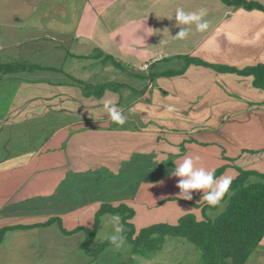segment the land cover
Listing matches in <instances>:
<instances>
[{
	"label": "crops",
	"instance_id": "0c3cea01",
	"mask_svg": "<svg viewBox=\"0 0 264 264\" xmlns=\"http://www.w3.org/2000/svg\"><path fill=\"white\" fill-rule=\"evenodd\" d=\"M63 1L23 0L28 12L0 24L8 29H0V57L28 46L19 57L32 50L52 59L0 77V264H131L126 240L124 253L112 244L99 251L112 234L110 214L98 218L94 240L83 247L102 205L131 209L135 237L185 215L213 219L202 191L178 197L179 178L170 175L176 160L223 167L217 178L233 180L238 169L264 174V92L251 77L185 61L264 64V13L221 0H70L67 8ZM177 8L206 9L209 28L177 23ZM182 28L188 36L175 38ZM63 52L120 65L98 81L62 80L53 75L66 70L53 63ZM97 84L105 87L99 96ZM108 102L127 117L124 125L110 119ZM168 105L176 111L165 112ZM245 264H264V237Z\"/></svg>",
	"mask_w": 264,
	"mask_h": 264
},
{
	"label": "trees",
	"instance_id": "16d2710c",
	"mask_svg": "<svg viewBox=\"0 0 264 264\" xmlns=\"http://www.w3.org/2000/svg\"><path fill=\"white\" fill-rule=\"evenodd\" d=\"M221 1L228 6L241 7L245 10L255 9L264 13V5L258 3L244 0ZM96 57L101 58L99 55ZM102 59L104 62L111 61L116 66L120 65L111 57ZM185 61L186 65L195 64L209 67L220 73L251 77L253 87L264 92V64L237 69L207 64L194 58H185ZM35 68V66L25 64H0V70L5 73L33 71ZM184 69L165 75H178L183 73ZM79 84L82 85L81 82ZM101 90L99 87L98 96L103 92ZM222 172L223 167H220L214 171V174L218 177ZM220 204H225V209L213 219L205 218L197 221L193 215H185L178 220L177 225H151L141 229L135 237L133 236L134 230L128 223L133 216L131 209L123 205L115 208L102 205L96 214L97 220L93 229L87 231L83 247L94 236L99 224L98 218L104 214H110L119 215L125 228H131L122 235L132 245L133 253L154 255L161 250L167 237H180L190 242L200 252L202 264H245L264 237V174L238 170L237 177L232 180ZM3 234L4 230H0V241ZM110 244V241H106L100 246L99 251Z\"/></svg>",
	"mask_w": 264,
	"mask_h": 264
},
{
	"label": "rangeland",
	"instance_id": "374dc122",
	"mask_svg": "<svg viewBox=\"0 0 264 264\" xmlns=\"http://www.w3.org/2000/svg\"><path fill=\"white\" fill-rule=\"evenodd\" d=\"M69 1L70 0L63 1L62 5L67 8ZM80 1L82 0H75L73 3L76 6V2L78 4ZM23 3H24L23 0H0V4L3 7L2 9L0 8V24L9 22L11 20L10 16L15 12H17L18 14L20 13L26 14V11L28 12V10L25 4ZM22 5L24 7H22ZM66 14H67V10L65 12V15ZM0 29H2L3 32L5 30H8L7 28L6 29L0 28ZM36 46H41V43H38ZM27 47L28 46H25L24 49L21 50V52H18L17 57L12 58L10 57V55H7V57H0V63L18 62L20 64L28 63L26 65L34 66L38 64L43 65L47 61L48 62L52 61L51 58L45 61L46 59H43L39 54L34 55L32 50L28 56L19 57L20 53L25 54V51H30V49L29 48L27 49ZM13 51L14 50H7L6 52H3V54L15 55L16 52ZM63 55L64 56H62V58L60 57L56 58L57 61H55L53 65L55 66V68H62L64 71L66 70V74L62 76L53 75L54 78H60L62 80H67V81H80L85 78H88L86 79L88 81H98L101 78L107 77V75H109L111 72L112 73L116 72V65L111 64L110 62H104L103 59L96 57L95 53H93L91 57H86V58H74L70 55L68 56L66 52H63ZM112 66L114 67L113 69ZM144 69L146 70L147 66H145ZM58 70L62 72L61 69ZM2 74L3 71H0V77ZM37 75L39 74L36 73L35 76ZM84 85L89 90L93 89V86L87 84ZM95 88L99 90V85L97 84ZM238 170H243V169H238ZM224 209H225V204H222L219 207L217 206L215 208L209 209L212 212H208L207 213L208 215L206 217L214 218L220 212L224 211ZM109 227H112L111 224ZM111 232H113V230ZM94 238L95 237L92 236V238L88 242L93 241ZM94 243L91 245H94ZM91 245H89V248L90 247L93 248V246ZM127 246L128 244L125 242V245L119 248V251L122 253L126 252L127 250H121V249L126 248ZM113 250L117 251V248L112 249V251ZM95 251L96 250H92L91 252H95ZM130 255L132 259L131 264H202L200 252L196 250L194 245H192L184 238H180V237H167L163 242L162 249L157 253H155V255L146 256L143 254H137L133 252Z\"/></svg>",
	"mask_w": 264,
	"mask_h": 264
},
{
	"label": "clouds",
	"instance_id": "9594fccd",
	"mask_svg": "<svg viewBox=\"0 0 264 264\" xmlns=\"http://www.w3.org/2000/svg\"><path fill=\"white\" fill-rule=\"evenodd\" d=\"M207 15V10L201 8L198 12H185L182 8H177L175 11V19L177 23L182 25H195L198 32H204L209 28V22L204 19ZM188 36V29L182 28L175 38H186ZM105 108L109 113L110 119L119 124L124 125L127 117L118 107L108 102ZM135 107L130 108L129 112H135ZM176 111L175 107L168 105L165 112L171 114ZM173 152L177 149H172ZM198 159V158H197ZM175 167L171 169L170 175L179 178L177 187L180 189V199L191 200V193L195 191H202L203 196L201 199L206 201L210 206H217L220 204L222 197L228 191L232 178L220 177L217 178L214 171H209L200 166L197 167V162L191 156H185L182 160L173 162ZM110 223L113 229L112 234L108 237L109 241L116 248H121L125 245V238L122 235L124 232L123 225L121 224V217L119 215H112Z\"/></svg>",
	"mask_w": 264,
	"mask_h": 264
}]
</instances>
